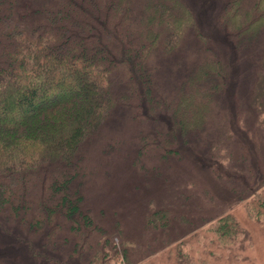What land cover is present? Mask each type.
Wrapping results in <instances>:
<instances>
[{"label": "rangeland", "instance_id": "1", "mask_svg": "<svg viewBox=\"0 0 264 264\" xmlns=\"http://www.w3.org/2000/svg\"><path fill=\"white\" fill-rule=\"evenodd\" d=\"M181 1L194 24L173 50H156L144 66L164 108L135 110L121 99L127 88L120 75L112 76L114 104L95 132L69 164L42 168L50 177L69 178L68 191L80 196L98 227L95 246L76 251L79 234L68 230L64 217L48 239L47 226L39 232L23 228L6 211L0 214V264H94L98 252V264H264V229L249 204L264 190V108L256 112L250 105L264 23L236 41L218 24L226 0ZM29 2L36 7L39 0ZM205 56L218 60L223 71L198 80L202 100L195 98L192 114L193 101L180 97ZM178 100L183 103L176 118L200 126L176 128ZM38 181L28 200L43 196ZM164 208L168 224L156 223L154 232L146 218ZM225 214L248 238L238 261H228L232 243L221 242L215 232ZM42 251L47 260L40 258Z\"/></svg>", "mask_w": 264, "mask_h": 264}, {"label": "trees", "instance_id": "2", "mask_svg": "<svg viewBox=\"0 0 264 264\" xmlns=\"http://www.w3.org/2000/svg\"><path fill=\"white\" fill-rule=\"evenodd\" d=\"M28 1L0 0V214L8 211L23 228L38 232L47 226L48 239H54L64 217L68 230L79 234L78 251L95 246L91 239L98 227L80 196L68 191L69 178L50 177L42 168L69 164L95 132L114 104L112 76L120 75L127 88L121 99L135 110L161 111L164 102L155 98L144 66L156 50H173L194 18L181 0H39L36 7ZM263 23L264 0H226L218 18L236 41ZM258 65L250 98L256 112L264 108V49ZM222 71L218 60L205 56L190 75L180 99L193 101L192 114L195 98L202 100L198 80ZM178 101L176 128L197 125L192 118L189 123L176 118L183 103ZM36 180L43 196L28 200ZM249 204L264 229V190ZM168 213L164 208L149 214L146 226L154 232L158 223L166 227ZM217 223L218 239L232 243L228 261H238L247 235L230 214ZM41 253L36 254L46 259ZM100 259L98 252L92 263Z\"/></svg>", "mask_w": 264, "mask_h": 264}]
</instances>
